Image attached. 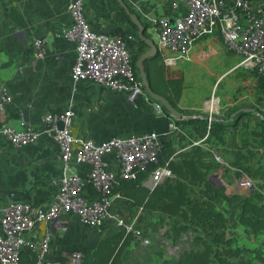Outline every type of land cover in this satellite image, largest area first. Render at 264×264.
Listing matches in <instances>:
<instances>
[{"label": "built area", "instance_id": "2783aa9c", "mask_svg": "<svg viewBox=\"0 0 264 264\" xmlns=\"http://www.w3.org/2000/svg\"><path fill=\"white\" fill-rule=\"evenodd\" d=\"M180 2L187 9L185 14L175 18H149L159 54L166 65L191 60L192 49L200 39L219 36L226 50L240 57L239 65L257 70L264 79V7L253 0ZM179 3L174 1L173 7L178 8ZM68 11L71 23L61 30V35L75 44L76 56L71 67L74 85L94 83L124 92L131 101L139 96L151 101L134 70L136 51L133 46L137 35L91 27L84 13V0H70ZM45 47L46 39H35L37 58L44 57ZM11 99L7 87L1 86L0 110ZM157 106L162 110L159 104ZM75 115L73 105L43 115L44 132L60 149L61 175L51 181L53 196L46 204L36 205L23 200L0 203V264H19L20 250L25 246L33 248L39 262L46 261L51 248V232L45 233L38 242L26 235L40 223L53 224L67 215H75L83 225L99 231L113 226L126 235L133 233L137 237L141 234L137 220L144 212L143 207L130 216L129 202L121 193H114L115 184L121 179L134 178L138 170L157 163L162 141L173 135L178 125L171 124L165 132L152 130L98 141L73 132ZM211 123L212 119H209V126ZM22 125L15 128L1 124L0 137L15 147L41 137L34 128L25 123ZM207 137L208 134L192 144L202 146ZM210 154L219 165L209 175L214 185L224 186L226 192L245 191L243 195H250L255 190V181L249 174L231 166L217 150L211 149ZM82 164L88 168L84 174H79L75 168ZM230 169L235 173H231V177L224 176ZM168 177L176 176L169 167L159 166L150 173L144 185L152 190ZM88 185L96 196L85 194ZM140 240L144 245L150 243L149 237L142 236ZM82 256L81 250L75 251L71 264H81Z\"/></svg>", "mask_w": 264, "mask_h": 264}, {"label": "crops", "instance_id": "0c3cea01", "mask_svg": "<svg viewBox=\"0 0 264 264\" xmlns=\"http://www.w3.org/2000/svg\"><path fill=\"white\" fill-rule=\"evenodd\" d=\"M124 1L143 23L148 24L151 17L175 18L187 10L179 0ZM174 1L179 3L178 8L173 7ZM227 1L232 3L233 0ZM69 2L0 0V87H7L12 97L11 102L4 104L0 110V125L6 123L21 128L25 123L41 134L37 141L18 147L0 137V203L13 200L34 202L41 188L50 190L53 196L51 181L61 175V162L58 144L44 132L42 117L49 111H62L73 105L76 113L73 132L98 141L152 130L165 132L171 124H176L155 102L147 101L143 96L131 101L124 92L94 83L74 85L71 67L76 56L75 44L61 35V30L71 23ZM253 2L264 7V0ZM120 7L116 0H84V13L91 27L135 33ZM148 31L156 41L151 27ZM36 38L46 39L42 58L36 56ZM212 38L220 39L219 36ZM133 47L137 52L138 38ZM191 58L202 62L197 58V43ZM189 126L194 128V125ZM174 134L165 138L176 142ZM87 168L86 164H82L77 165L75 170L84 174ZM158 214L161 213L147 212L143 215L152 217L147 222L156 228L159 223L155 222V216ZM174 218H179L180 224L183 222L179 216ZM164 226L159 229L172 227ZM115 231L113 226L99 231L83 225L75 215H67L53 224H38L26 236L38 242L45 233L51 232V248L46 261L48 264H71L75 251L93 246L101 237L112 235Z\"/></svg>", "mask_w": 264, "mask_h": 264}, {"label": "trees", "instance_id": "16d2710c", "mask_svg": "<svg viewBox=\"0 0 264 264\" xmlns=\"http://www.w3.org/2000/svg\"><path fill=\"white\" fill-rule=\"evenodd\" d=\"M116 3L120 6L117 1ZM121 11L129 19L138 38V26L131 21L123 8ZM144 24L147 27L145 36L152 38L148 31L150 24ZM212 40L215 42L216 39L204 38L197 42V58L200 61L208 56L214 46ZM138 41L139 48L133 57V62L136 76L141 80L136 61L149 47L144 41L140 39ZM145 67L152 88L166 96L183 112L180 100L187 86L185 73L176 65H166L160 54L147 60ZM252 74L260 91L259 101L264 104V79L257 70H254ZM162 109L170 115L165 108L162 107ZM194 115L205 117V115ZM252 119L260 127L264 137V113L249 105L235 107L229 110L225 117H214L210 126L208 120L204 118L177 121L176 124L194 125V130L200 137L203 138L208 134L221 140L224 131L240 126L248 127ZM159 166L169 167L176 177H168L150 190L144 185V181ZM218 166L215 162V168ZM211 172L212 169L204 167L201 145H191L185 150L178 149L174 140L168 138L162 141L157 163H152L144 170H138L136 177L121 179L115 184L114 193H121L129 202L127 210L130 216L133 217L140 207H143L144 212L140 214L138 220L147 212H159L168 217L179 216L183 220L178 226L179 231L187 237L194 233L192 242L195 246H185L166 264H228L223 248L231 247L234 240L227 234L226 215L218 208L220 203H226L238 209L239 222L248 231L254 234L264 232V168L255 169L254 175L261 179L262 183L250 195L227 194L224 186H216L209 180ZM85 194L96 196L89 185L86 187ZM51 198L52 192L41 188L35 195L33 203L42 205L48 203ZM132 240H135L133 233L126 235L123 230L116 229L114 234L101 237L93 246L81 249L83 254L81 264H121L124 254L129 252L126 247ZM231 252L237 257L243 253H258L259 249L236 247L231 248ZM19 264H48V262H39L33 248L25 246L20 250Z\"/></svg>", "mask_w": 264, "mask_h": 264}, {"label": "rangeland", "instance_id": "374dc122", "mask_svg": "<svg viewBox=\"0 0 264 264\" xmlns=\"http://www.w3.org/2000/svg\"><path fill=\"white\" fill-rule=\"evenodd\" d=\"M153 37L156 39L155 35ZM213 44V50L211 49L202 62L182 60L178 66L186 77L187 86L180 100L184 114L222 118L229 110L242 105L254 106L264 113V104L259 101L260 91L252 74L254 70L239 65L240 57L228 52L221 39H216ZM213 97L218 102L211 109L208 104ZM179 126L180 129L173 136L178 149H189L193 141L202 139L189 125ZM202 147L205 168L216 171L213 156L210 154V150L215 149L231 166L247 172L255 181V189L262 183L261 179L255 177L254 172L256 168H264V137L254 119L248 127L240 126L224 131L221 140L208 136L202 141ZM231 173L235 172L230 169L224 176L231 177ZM219 208L225 211L226 231L234 240L231 247L223 248L228 264H264V232L254 234L248 231L239 222L238 209L226 203H220ZM151 219L150 216H141L140 222L137 223L141 234L127 245L129 252L124 254L121 264H166L185 246H195L192 242L194 233L187 237L179 231V218H167L158 214L155 216V222L159 223L156 228L147 222ZM164 224L172 227L163 230ZM161 226L163 227L159 229ZM142 236L149 237L150 243L142 244ZM236 247L256 248L259 252L243 253L236 257L231 252V248Z\"/></svg>", "mask_w": 264, "mask_h": 264}, {"label": "water", "instance_id": "95a60500", "mask_svg": "<svg viewBox=\"0 0 264 264\" xmlns=\"http://www.w3.org/2000/svg\"><path fill=\"white\" fill-rule=\"evenodd\" d=\"M120 6L124 9L126 14L130 17L131 21L138 26V39L144 41L148 45V49L144 51L137 59L136 66L139 70L142 87L145 90L148 97L151 99L152 102L159 104L161 107L165 108L170 116L174 119L175 122L177 121H188L190 119H212L214 117L211 116H196V115H185L182 111H180L177 107H175L172 102L164 95L156 92L151 85L149 80L148 73L146 71L145 62L147 60L153 59L159 55L158 46L154 39L145 36V31L147 29L146 25L143 21L132 12V9L128 6V4L124 0H116ZM227 194H244L245 191L242 190H228Z\"/></svg>", "mask_w": 264, "mask_h": 264}, {"label": "bare ground", "instance_id": "6f19581e", "mask_svg": "<svg viewBox=\"0 0 264 264\" xmlns=\"http://www.w3.org/2000/svg\"><path fill=\"white\" fill-rule=\"evenodd\" d=\"M218 100H219V99H218ZM216 102H218L217 99L213 97V99L210 100V102H209V104H208V107L211 108V109L214 108Z\"/></svg>", "mask_w": 264, "mask_h": 264}]
</instances>
